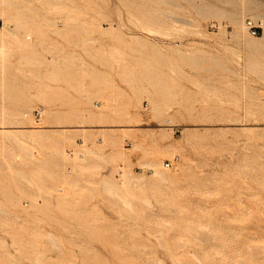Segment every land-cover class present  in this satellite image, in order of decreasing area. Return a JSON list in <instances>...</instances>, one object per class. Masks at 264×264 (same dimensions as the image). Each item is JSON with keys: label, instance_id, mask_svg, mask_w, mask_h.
<instances>
[{"label": "rangeland", "instance_id": "rangeland-1", "mask_svg": "<svg viewBox=\"0 0 264 264\" xmlns=\"http://www.w3.org/2000/svg\"><path fill=\"white\" fill-rule=\"evenodd\" d=\"M230 13L264 0L0 2V126L42 129L0 134V264H264V27Z\"/></svg>", "mask_w": 264, "mask_h": 264}, {"label": "bare ground", "instance_id": "bare-ground-1", "mask_svg": "<svg viewBox=\"0 0 264 264\" xmlns=\"http://www.w3.org/2000/svg\"><path fill=\"white\" fill-rule=\"evenodd\" d=\"M2 1H4V0H0V2H2ZM243 10V9H242ZM200 12H203L204 14H209V15H212L213 16V14L215 15V14H218V12H220V11H217V10H215V9H212V8H206V9H204V10H202V11H200ZM211 12H212V14H211ZM207 14V15H208ZM230 14H232V13H230ZM230 16V18H232L233 19V21H231L232 23H235V30H236V32H235V34L237 35V36H240V33L241 32H245V31H247V30H245V28H246V26L244 25V22H243V19L241 18V20L237 17V15H235V14H232V15H229ZM231 19V20H232ZM255 20V19H254ZM17 23H19V22H17ZM262 25H263V27H264V19H263V22H262ZM237 26V27H236ZM18 28H19V26H18ZM2 29H5L4 27L2 28ZM247 29V28H246ZM7 30V29H6ZM12 34H14V33H12ZM1 35V34H0ZM262 35H264V33L262 34ZM237 36H235V37H237ZM0 38H5V37H3L2 35L0 36ZM17 38V37H16ZM15 38V39H16ZM18 39V38H17ZM252 39V38H251ZM255 39V41H253ZM259 39H261V38H259V37H254L253 39H252V41H250V38H249V42H250V44H251V46H253L254 48H258V46H257V43H258V41H259ZM248 42V43H249ZM260 42H262V41H260ZM259 42V43H260ZM258 43V44H259ZM250 44H249V46H250ZM261 46V45H260ZM253 47H251V48H253ZM7 48H8V46L6 45V44H4V42L2 43L1 42V44H0V53H2L1 54V56H0V59L1 60H4L5 61V58H6V56L8 55V52H7ZM253 48V49H254ZM256 48V49H257ZM8 57V56H7ZM41 111V110H40ZM41 113H42V111H41ZM2 114V113H1ZM4 114L5 113H3V115H1V116H4ZM23 115H24V117L25 116H27L28 115V112H24L23 113ZM17 120V119H16ZM20 122H21V120H20ZM10 123V122H9ZM27 125H20V124H17V125H12V126H9V127H4V126H0V127H3V129H1V133L0 134H2V137H7V139H8V137H13L14 139H16L17 141H19V135H22V137H24L23 135H25L26 133H27V135H29V136H31V137H33L34 138V135H41V130L42 129H38L40 126H37L38 128L37 129H27L26 130V128L25 129H23V128H21V127H26ZM29 127V126H28ZM35 127V126H34ZM41 128V127H40ZM45 133V132H44ZM47 134V133H46ZM1 137V136H0ZM41 137V136H40ZM19 142H21V141H19ZM24 143V142H23ZM149 164V163H148ZM151 164H153V166H154V169H155V175H157L158 177H160L161 179L162 178H165V174H164V171L159 167V166H161L160 164H157V163H151ZM159 165V166H158ZM149 166V165H148ZM153 168V167H152ZM121 169H122V167H121ZM120 170V169H119ZM123 170V169H122ZM121 170V171H122ZM124 171V170H123ZM129 173L130 172H127L126 171V169H125V171H124V173H122V176L125 178V180L126 181H128L127 179L129 178ZM139 178V177H138ZM140 179H141V177H140ZM143 180V179H142ZM141 180V181H142ZM122 181H123V179H122ZM111 184L112 185H116V183H114V182H111Z\"/></svg>", "mask_w": 264, "mask_h": 264}, {"label": "built area", "instance_id": "built-area-1", "mask_svg": "<svg viewBox=\"0 0 264 264\" xmlns=\"http://www.w3.org/2000/svg\"><path fill=\"white\" fill-rule=\"evenodd\" d=\"M245 24H246L247 30L254 36L260 35L261 31L263 30L262 21L247 18L245 20ZM41 114H42L41 111L37 110L35 113V116L38 117Z\"/></svg>", "mask_w": 264, "mask_h": 264}]
</instances>
